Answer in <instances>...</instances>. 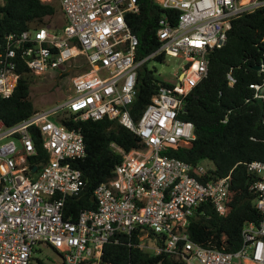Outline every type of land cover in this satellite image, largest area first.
I'll return each instance as SVG.
<instances>
[{"label":"built area","instance_id":"obj_1","mask_svg":"<svg viewBox=\"0 0 264 264\" xmlns=\"http://www.w3.org/2000/svg\"><path fill=\"white\" fill-rule=\"evenodd\" d=\"M57 1L64 19L57 31H0V98L12 95L23 68L36 76L79 56L88 66L74 77L64 101L9 126L0 120V264H109L102 260L105 244L127 241L122 237L133 233L139 248L179 256L184 264H264V161L246 165L256 177L251 188L257 192L260 219L244 222L237 250L222 252L192 242L186 227L203 203L224 211L229 175L213 178L211 161L193 165L166 154L194 139L193 124L180 114L184 97L207 74L209 53L225 44L234 19L264 9V0H155L162 8L177 10L178 19L172 25L167 17L160 18L159 46L140 58L137 36L125 20L127 12H138V0ZM158 54L185 64L174 82L158 85L134 121L130 105L138 69ZM258 71L262 81L249 87L253 98L261 100L264 58ZM227 78L234 82L230 72ZM67 115L116 120L143 143L128 151L111 143L121 162L111 179L95 188V209L80 210L75 217L65 214L64 203L85 185L74 165L85 147L79 129L59 121ZM43 247L52 248L60 262L34 256Z\"/></svg>","mask_w":264,"mask_h":264},{"label":"trees","instance_id":"obj_2","mask_svg":"<svg viewBox=\"0 0 264 264\" xmlns=\"http://www.w3.org/2000/svg\"><path fill=\"white\" fill-rule=\"evenodd\" d=\"M138 7V12H127L125 20L137 36V57L140 58L159 46L156 30L160 18L165 16L175 25L178 11L162 8L155 0H138ZM58 9L61 12L59 3L57 6L51 1L0 0V31L20 32L39 27L57 31L58 28H50L48 22ZM263 58L264 9H260L234 19L225 44L209 53L207 74L184 97V109L180 114L182 119L193 124L194 139L166 151L169 156L193 165L203 160L211 161L213 178L229 175L224 211L216 212L210 203H203L186 227L188 238L202 247L222 252L235 251L242 244L244 222L256 223L260 219L255 206L257 192L251 188L256 177L247 172L246 165L252 160L264 161V99L253 98V90L249 87L250 83L262 81V73L255 66ZM79 59L80 70L87 71L84 56H79ZM154 59L162 61L163 54L156 55ZM229 72L234 78L232 84L227 78ZM32 82L33 76L23 68L12 95L0 98V120L5 125H12L36 110L30 99ZM160 83L169 85L146 63L141 65L137 72L135 97L130 105L134 121L139 119ZM59 121L66 128L79 129L85 147V155L74 162L85 185L78 194L68 196L64 203L65 214L75 217L80 210L95 209V188L111 179L115 166L121 162L120 153L111 143L126 151L141 148L143 143L135 133L113 119L80 120L67 115L59 117ZM36 148L45 161L47 156L38 139ZM122 240L127 241L105 244L104 262L184 264L179 256L152 255L139 248L136 233L130 237L123 236Z\"/></svg>","mask_w":264,"mask_h":264},{"label":"rangeland","instance_id":"obj_3","mask_svg":"<svg viewBox=\"0 0 264 264\" xmlns=\"http://www.w3.org/2000/svg\"><path fill=\"white\" fill-rule=\"evenodd\" d=\"M48 2V1H45ZM52 3L58 6L57 0ZM63 24V16L58 9L56 15L48 22L50 28H60ZM185 64L183 59L166 55L162 61L150 59L146 62L149 69H153L154 74L165 83L174 82V75L182 69ZM81 60L79 57L65 62L54 70L33 76L30 99L35 109H46L54 104L64 101L71 94L72 81L80 73ZM40 255L49 262L58 263L60 258L57 253L49 247H43L41 253L34 251V256Z\"/></svg>","mask_w":264,"mask_h":264},{"label":"water","instance_id":"obj_4","mask_svg":"<svg viewBox=\"0 0 264 264\" xmlns=\"http://www.w3.org/2000/svg\"><path fill=\"white\" fill-rule=\"evenodd\" d=\"M255 69H258V66H255Z\"/></svg>","mask_w":264,"mask_h":264}]
</instances>
